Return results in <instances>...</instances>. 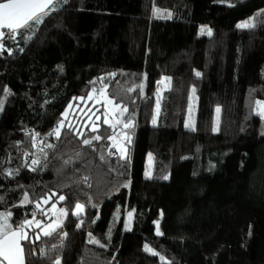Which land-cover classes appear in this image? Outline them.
I'll list each match as a JSON object with an SVG mask.
<instances>
[{
	"label": "trees",
	"instance_id": "16d2710c",
	"mask_svg": "<svg viewBox=\"0 0 264 264\" xmlns=\"http://www.w3.org/2000/svg\"><path fill=\"white\" fill-rule=\"evenodd\" d=\"M58 1L0 41V213L13 226L40 218L35 205L52 193L68 213L52 237L26 229V264H264V0ZM105 86L128 108L115 126L117 140L131 137L125 159L104 123L49 135L69 104Z\"/></svg>",
	"mask_w": 264,
	"mask_h": 264
},
{
	"label": "snow or ice",
	"instance_id": "6c2138e0",
	"mask_svg": "<svg viewBox=\"0 0 264 264\" xmlns=\"http://www.w3.org/2000/svg\"><path fill=\"white\" fill-rule=\"evenodd\" d=\"M55 5L53 3V0H5V2H0V29H7L9 30V35L12 36V38L15 37V34L17 30L22 28H31L33 24H39L42 23L43 17L48 14L49 11H54ZM161 16H165L166 18H170V13H159ZM238 28H253L255 27V23L253 22V19H249L244 21L241 24L237 25ZM205 30L201 29V32L203 33ZM208 35H211V31H208ZM5 37V33L3 31H0V41L3 40ZM6 50L4 49V46L2 43H0V51ZM11 54V53H9ZM197 76H200V73H196ZM165 81L167 83H165ZM158 83L164 84L165 87H170L171 84V78L165 77L164 80L159 81ZM142 90V86H141ZM7 91V90H5ZM100 95L103 97V106L105 107V113H104V120L103 123L107 124L110 128L113 129V135H110L107 137V139L111 140L113 142V147H117L120 152V159L126 158V148L122 147L120 144L117 143V136L118 134L115 133V126L116 124H120L121 120L119 119V116H123L124 113L128 111V108L126 105H123L122 103H117L115 98H110L109 95H106V86L101 88L99 90ZM193 94H195V88L192 89ZM83 100L84 98H80ZM91 99V97H89ZM98 103L100 101H97ZM3 101H0V110H2ZM109 106H111V111H109ZM73 105L69 104L68 108H72ZM159 99H157L156 109L157 114L159 113ZM257 111L259 114L264 116V104H261L260 102H257L256 105ZM117 110L119 112L117 113ZM99 111V110H97ZM189 111L191 112V107L189 108ZM217 114L220 112V108L216 109ZM65 117L68 115L67 111L63 114ZM91 119V117H89ZM97 120L100 119L99 116L96 117ZM115 120V124L111 121ZM156 123V117H153V124ZM132 126V121L128 120L126 122H123L124 128H130ZM186 126H189L186 124ZM64 127H68L70 131H72V126L65 125L64 121L61 120L57 127L53 130L52 133H49V135H55L57 139H60L61 136V129ZM193 130L194 125L192 126ZM91 131L98 132L99 131V125H97L95 122H92L91 125ZM83 133H79V136L83 137ZM125 138L130 143L131 137L124 133ZM104 137L100 135H95L93 137L89 138H83L82 144L84 146L92 148L93 141L100 142L103 140ZM47 147L51 148L53 145L49 144ZM93 151L96 149L93 148ZM112 153L109 151V155ZM47 158V157H45ZM103 158V157H102ZM151 154H149V160H151ZM65 164H68L69 161H64ZM40 160L39 159H33L31 161V165H39ZM31 167V166H30ZM31 170H35L32 168ZM12 173L9 172V175ZM146 176H149L150 173H146ZM85 181L87 180V177H84ZM164 179H167V176L164 177ZM56 193L50 194L47 198H45L43 203H49L51 200V196H56ZM2 199V197H0ZM59 201H64L65 196L59 195L57 197ZM29 195L25 193L23 195V198L21 200L20 206H23L25 203H30ZM37 202L35 207L37 209H40V211H44L40 208V203ZM52 208H56V204L52 203ZM84 206L82 204L77 203L75 205V211L72 213L73 215H76L78 218L80 214L83 212ZM47 215V213H44ZM56 215L57 219L54 222V224H47L43 225L41 221L35 220V213H33V219H25L19 224H16L13 226L11 221L12 213L5 212L0 213V264H26V258H25V247L22 243V241H27L29 243H32V239H30L28 235V231L26 229L32 228L33 225L35 228H39L41 231L40 233H37L35 235V239L39 240L41 238V234L44 237H52L54 234H57V231L59 228L62 227L63 217H66L68 215L67 211L63 208H60L57 212L54 213ZM132 213L129 212V217L131 218ZM81 224L83 221L81 220ZM79 226V225H78ZM127 227V226H126ZM159 231V224L157 222V235H160ZM62 239L67 237V233L64 232L61 234ZM89 243L93 244H99L100 247H104L103 244H100L98 240L91 237V234H89ZM30 254L32 253V250H29ZM145 251L152 253L153 255H156L155 252L152 251L151 248L148 247V245H145ZM40 255L44 256L46 255L44 249H40ZM54 264H61L60 259H56L54 261Z\"/></svg>",
	"mask_w": 264,
	"mask_h": 264
},
{
	"label": "rangeland",
	"instance_id": "374dc122",
	"mask_svg": "<svg viewBox=\"0 0 264 264\" xmlns=\"http://www.w3.org/2000/svg\"><path fill=\"white\" fill-rule=\"evenodd\" d=\"M53 3L55 5V9H58L61 6L60 1L55 0ZM147 37H148V27L146 26V28L144 30L142 43H141V50H140L141 56L139 58V64L142 65V67H140L141 70L145 66ZM89 97H91V99H89ZM89 97L86 98L85 100L79 99V101L75 105H73L72 108H68V110H67L68 115L66 117L63 116V119H62L64 121L65 125L70 124L72 127L75 126L77 129H85L87 126H90V128H91L92 122H95L99 126L101 125V123H103L104 113H105V107L103 106V97L100 94H95V93H92ZM97 101H100V102L98 103ZM260 103L264 104L263 102H260ZM97 110H99V111H97ZM109 111H111V106H109ZM118 112H119V110H117V113ZM256 114L260 115L261 117H264L258 113L257 109H256ZM97 116L100 117L99 120L96 119ZM89 117H91V119H89ZM119 119L122 122V116H119ZM111 122L115 124V120H112ZM120 124H116V126H118ZM120 137L121 138L117 140V143L120 144L122 147H125L124 145H125V141H127V139L125 138L124 135H122ZM115 148H116V150H118L117 147H115ZM44 152H45V148H44L43 143L40 140H39V142L35 141V149L33 151L32 158L40 160L44 157ZM50 202L56 204L55 209L52 208V203L50 206L46 207ZM50 202L49 203H43V202L40 203V208L43 209L44 211L41 212L40 218H35V220L41 221L43 225L54 224V222L57 219V217H56V215H54V213L57 212L60 208H62L59 205L61 203V201H59L58 199H55L54 196H51ZM45 212L47 213V215L44 214ZM65 218L66 217L62 218L63 222H64ZM30 229L36 230L35 235L37 233H40V231H41L39 228H35L34 225ZM41 236H43V235L41 234ZM34 238H35V236H34Z\"/></svg>",
	"mask_w": 264,
	"mask_h": 264
},
{
	"label": "crops",
	"instance_id": "0c3cea01",
	"mask_svg": "<svg viewBox=\"0 0 264 264\" xmlns=\"http://www.w3.org/2000/svg\"><path fill=\"white\" fill-rule=\"evenodd\" d=\"M55 0H53V2H54ZM58 1V0H57ZM22 29H24V28H22ZM22 29H19V30H17V31H20V30H22ZM0 31H3L4 33L5 32H7V34L9 33V30H7V29H0Z\"/></svg>",
	"mask_w": 264,
	"mask_h": 264
}]
</instances>
